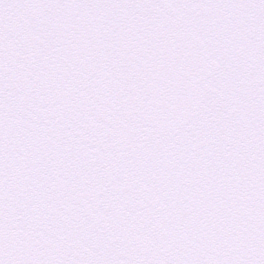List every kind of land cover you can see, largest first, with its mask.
<instances>
[{"label": "snow or ice", "instance_id": "snow-or-ice-1", "mask_svg": "<svg viewBox=\"0 0 264 264\" xmlns=\"http://www.w3.org/2000/svg\"><path fill=\"white\" fill-rule=\"evenodd\" d=\"M0 264H264V0H0Z\"/></svg>", "mask_w": 264, "mask_h": 264}]
</instances>
